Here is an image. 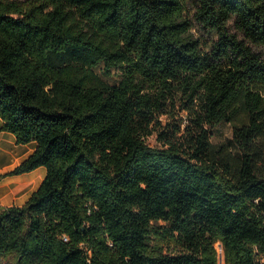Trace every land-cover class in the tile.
Masks as SVG:
<instances>
[{"label":"trees","instance_id":"obj_1","mask_svg":"<svg viewBox=\"0 0 264 264\" xmlns=\"http://www.w3.org/2000/svg\"><path fill=\"white\" fill-rule=\"evenodd\" d=\"M0 120L45 170L0 264H264V0H0Z\"/></svg>","mask_w":264,"mask_h":264},{"label":"crops","instance_id":"obj_2","mask_svg":"<svg viewBox=\"0 0 264 264\" xmlns=\"http://www.w3.org/2000/svg\"><path fill=\"white\" fill-rule=\"evenodd\" d=\"M0 120V208L22 205L41 183L45 170L37 169L20 175H7L32 153L35 144H16L11 133L1 130Z\"/></svg>","mask_w":264,"mask_h":264},{"label":"rangeland","instance_id":"obj_3","mask_svg":"<svg viewBox=\"0 0 264 264\" xmlns=\"http://www.w3.org/2000/svg\"><path fill=\"white\" fill-rule=\"evenodd\" d=\"M10 1H25V0H10ZM95 73L102 78L103 80L107 81L108 83L112 84L118 80L116 74L112 77H106L101 68H96ZM169 113L167 115H161L156 118L157 123L153 125L151 128V134L146 136L145 144L148 145L150 148L154 149H164L166 146L163 145V140L161 139L159 132L160 131H176V128L182 129L186 124V117L185 114L180 110L177 105L174 108H169ZM209 142L213 145H218L222 143L231 144L232 139V129L228 123H220L212 128H209ZM173 134V133H171ZM179 134V133H177ZM180 140V139H179ZM182 141V140H181ZM41 170L44 172V168L40 167ZM214 249L217 254L218 264H224L223 253L221 245L217 242L214 244Z\"/></svg>","mask_w":264,"mask_h":264}]
</instances>
